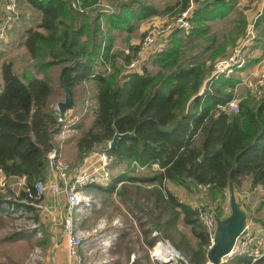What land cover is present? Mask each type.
I'll return each mask as SVG.
<instances>
[{"label":"trees","instance_id":"1","mask_svg":"<svg viewBox=\"0 0 264 264\" xmlns=\"http://www.w3.org/2000/svg\"><path fill=\"white\" fill-rule=\"evenodd\" d=\"M27 1L39 12V22L24 30L22 45L43 75L29 68L18 71L11 61L1 62L0 174L5 182L21 176L24 180L17 193L9 187L6 193L0 191V200L7 194H16L15 205L17 199L40 200L34 183L45 179L48 153L56 145L54 134L66 120L59 121L53 107L60 99L54 98L51 80L55 77L61 87L59 74L65 66L63 78L75 106L80 109L83 103L74 97L75 86L83 82L94 84L96 99L87 123L83 124L87 113L79 118L68 163H80L95 147H106L115 131L127 133L106 149L107 154L117 162L126 161L131 171L139 168L153 180L165 179L167 200L180 206L199 248L205 249L208 237L194 210L175 200L167 186L186 181L206 188L221 203L230 192L235 194L244 176H250L251 188L264 189V94L248 93L238 100L237 111H230L222 105L232 97L237 79L219 77L210 90L200 93L212 62L231 50L246 22L234 29L236 37L240 35L230 37L233 45L224 53L225 42L214 47L216 36L208 33L206 21L224 16L232 5L229 0H203L191 9L188 31L172 29L163 36L167 45L155 47L147 65L127 69L113 51L115 40L131 49L124 55L128 62L135 50L129 40L137 32L136 20L154 14L159 1L100 0L111 10L98 5L86 14L74 9L71 0ZM81 1L92 5L99 0ZM186 6L187 0H165L162 8L171 14ZM254 15L260 35L264 6ZM198 36L201 40L194 41Z\"/></svg>","mask_w":264,"mask_h":264},{"label":"crops","instance_id":"2","mask_svg":"<svg viewBox=\"0 0 264 264\" xmlns=\"http://www.w3.org/2000/svg\"><path fill=\"white\" fill-rule=\"evenodd\" d=\"M157 1H159V4L156 6L157 11L154 14L141 18L140 20H136L138 22L136 32V34L138 33V39H140L147 28L148 22L146 20L150 19L151 17H153V19L155 18L156 20L163 18L166 15L165 9L162 8L165 0ZM229 1V4L232 5V8L227 14L221 17L215 16L206 21V24L209 25L208 33L215 34L217 40H223L226 38L231 39L230 37L237 38L240 34L236 37L234 29L236 28V30H238V25L240 26L246 22L244 17H231L232 12L237 10V8L241 10V7L239 6V0ZM3 3L4 0H0V14L3 11ZM247 5L250 7L247 9L248 11H253V9H255L256 13V11H261L262 7L264 6V0H248ZM21 6L26 8L30 6L32 9H35L28 3L27 0H18V7ZM35 16V19L30 20L28 12H26L25 15V12L23 13L21 10H18V17L12 22V26L10 25L11 27L8 29L6 37L8 38V42L12 41V28L21 24V32L16 35L15 39H17L16 42H20L21 51L28 57L29 55L22 45V40L24 37V30L30 26H35L39 22V12H37V15ZM216 22L223 24L221 25L220 29L221 33L217 29L213 28V24ZM224 24H227L225 30H223ZM256 29H258L259 35V28ZM223 31H225V33H222ZM181 34L184 35L183 33ZM262 36H264V33H260L258 38L262 39ZM184 38L186 37L184 36ZM200 40L201 36H198L194 41ZM5 42L6 41L2 42V44H4L0 45V53H5L6 50L11 48V45L8 47L5 46ZM205 42L206 41H203L202 43ZM158 45L160 47H165L167 42L162 39V42ZM200 45L197 48H200ZM214 47H217V45ZM228 47L229 46H227V48ZM210 51L211 49L207 51L208 53H206L209 54ZM119 57L120 56H118V59ZM2 61L10 60H1L0 68ZM263 63L264 61H262V64ZM250 64L240 72L244 73L246 69L250 68V66L255 68L256 66L260 65V59H254L253 57ZM240 74L241 73L234 75L233 78H237L238 80ZM237 83L239 82L237 81ZM242 86L244 85H240L237 88ZM244 87L247 90V87ZM84 113L87 112H84L82 105L81 108L78 109L74 103V106L71 109H68L65 115V121H74L71 126L72 130L62 134L59 129L54 134V139L56 141L55 147L58 148V156L60 157L61 153L60 158L66 163L70 162L69 154L74 150V136L79 132V118ZM66 116H68V118ZM94 156L95 155H93L91 152L89 155L84 157L80 163L76 162L72 164L71 162L68 164L70 167H72L73 171L79 169L81 170L79 166H86L89 162H91V160H93ZM114 159L115 162L118 163L117 158L114 157ZM127 165V162L123 161L122 165L120 164L117 167L113 165V162H111L110 167H113L114 169H112L110 175L100 178L98 181L91 183L86 187L87 192L92 193L94 196H98L100 198L102 201V206L98 209L95 208L92 211L93 213H90L91 215L89 214L87 217H85L82 221V225L85 228L92 229L101 219L105 220V225L94 232V239L87 247L81 248L80 254L85 258L83 259L84 264H165V255L161 254L162 256L158 257L151 254V249L153 247L165 252V246L167 247L170 245L176 250L178 248L177 251L179 253L182 251V246L173 243L175 245L174 246L167 239V237L169 238V236L166 234L167 204L171 203L174 207H179V205L172 203L171 200H167L165 179H163L161 182L158 180H153L151 177L140 175L137 174V172L131 171L130 167ZM153 167H156V164H153ZM138 170L143 169L138 168ZM51 178L52 175L48 167L45 179L48 180ZM249 182L250 176L242 177L239 187L235 190V196L237 201H242L243 199L245 200V206H243V209L247 213L248 217L254 221L253 226H255L257 230H264V189L258 186L251 188ZM171 193L173 194L174 198L177 197L175 196V192ZM176 199L179 202L182 201L178 197L175 198V200ZM65 201V196L63 194H52L50 191H47L40 199V203L46 208H44V211H42L43 218L41 219L43 222V235L41 236L42 239L40 242H42V245L44 244L47 247L42 264H48L47 257L49 254V249L55 243L57 244L55 251L56 264L67 263L65 240L62 235V219L64 215ZM191 234L195 238V241L193 242V245L190 244L188 248L191 250L194 249L193 252H195L196 255L195 257L191 258V262L184 260L183 262L179 261L176 264H211L207 259V251L211 245V240L209 239L208 235L206 234L208 237V248L200 249L197 236H195L192 232ZM157 240H162V242H164L166 245H156ZM219 264H264V255L256 259H251L250 256H234L227 259H222Z\"/></svg>","mask_w":264,"mask_h":264},{"label":"built area","instance_id":"3","mask_svg":"<svg viewBox=\"0 0 264 264\" xmlns=\"http://www.w3.org/2000/svg\"><path fill=\"white\" fill-rule=\"evenodd\" d=\"M201 1L203 0H187V6L184 9L175 12L172 16L171 14H168L171 17L165 19L162 23H159L160 25H150L140 38L138 43L139 48L136 54L126 63L125 67L127 69L142 68L145 63V55L149 53L147 50L155 43L157 36H164L174 28H178L182 32L188 31L191 27V21L189 19L191 9ZM98 5H101L103 9L107 8L111 10L110 5L100 2V0L92 5H83L81 0H71V6L85 14L89 13ZM97 8H99V6ZM17 17L18 0H4L3 11L0 14V43L7 37L8 29ZM255 18L256 15H254L250 21L248 20L243 33L231 50L212 62L211 71L206 76L200 93L204 90H210L211 83L219 77L233 78L234 75L242 73L240 71L251 63L253 58L251 46L256 39ZM157 46L159 45H156L155 47ZM262 61H264V58L260 60V65L255 68L250 66L242 76H240L241 74L239 75L238 79V81L246 86L250 93L255 96L264 94V67L261 65ZM234 92L235 91H233L232 97L222 105V108L229 109L230 111H237L238 99L234 95ZM85 110L86 106L84 107V111ZM59 121L63 120L59 119ZM73 123L74 121L72 120L64 121L60 128V132L63 134L71 131ZM108 147L107 144L106 147L100 149L101 151L93 152V155H95L93 160H91L86 166L80 167L81 170L74 171L68 163L62 161L58 156V148L54 147L48 153V167L52 178L48 180H38L34 183L36 197H40V199L47 191H50L52 194L60 193L65 196L66 201L62 219V235L65 240L67 253L66 264H84L83 257L80 254L81 248L87 247L94 239V232L105 225V220L101 219L97 222L94 228L84 229L82 227V221L98 204L92 195L86 191V187L104 177L101 176L102 172L105 173L104 170H106L109 160L112 159V157L106 152ZM20 179L23 182L24 177L21 176ZM18 200L19 204L17 207H14V203H10L13 207H8L9 212L13 215H19L23 212L22 208L25 206L41 205L45 208V206L40 203V200ZM238 202L242 208L245 206L244 199ZM195 208L198 220L201 222L209 239L212 240L218 218L215 204L197 203ZM40 223L41 222H38V220L37 223L33 222L31 228H37L36 233L39 236H42L43 226ZM253 224L254 221L249 218L246 213L244 230L236 237L231 250L224 255L221 260L234 256H250L251 259H256L264 255V230H257ZM156 245L162 246L166 244L162 242V240H157ZM169 247L175 250L176 253L174 255H166L164 258V260H166L165 264H176L179 262L177 261V258L181 255L175 248L170 245ZM163 252V250H159L155 247L151 249V254L158 257H161V254H166Z\"/></svg>","mask_w":264,"mask_h":264},{"label":"rangeland","instance_id":"4","mask_svg":"<svg viewBox=\"0 0 264 264\" xmlns=\"http://www.w3.org/2000/svg\"><path fill=\"white\" fill-rule=\"evenodd\" d=\"M247 2H248V0H239V6L241 7V10H239L237 8V10H234L231 14L232 15L231 17H242V18L244 17L246 24H247V20L249 19V21H250L252 19V16L255 13V9H253V11L247 10L248 8H250L249 5H247ZM18 10H21L23 13L25 12V15H26V12H28V15L30 16V20L35 19L36 18L35 15H37V12H38L36 9H32L30 6H28L27 8L24 6H21V7H18ZM169 13H171V11ZM174 13L175 12L172 11L171 16L174 15ZM171 16H169L168 13H166L165 17L160 18L161 20L160 19L155 20V18L153 19V17H151L150 19L146 20L148 22L147 28L152 24L162 23L165 19H167ZM20 23H22V22H20ZM144 24H146V23H144ZM246 24L244 26V29L246 27ZM221 25H223V24H220V22H216L213 24V28L217 29L220 32ZM20 26H21V24L12 28L13 29L12 41L8 42L7 41L8 38H5L2 41V42L6 41L5 46L8 47L11 45V48H9V50H6L5 53H0V61L1 60H10L13 63L14 69L19 71L22 68H29L33 71V73L35 75L41 76V75H43V73H41L40 71L37 70V68L34 65L33 59H31L26 54H24L21 51L20 42L19 43L16 42V40H17V39H15L16 35L21 32ZM226 27H227V24H224L223 30H225ZM222 33H225V31H223ZM137 34H135L133 36L134 39L132 37L129 40L130 43L134 44L133 46L135 47V50H133V53H132L133 56L137 52L136 45H138V43L140 41V39L137 38L138 37ZM255 35L256 36L258 35V29H256ZM123 37H125V34L123 35ZM263 37L264 36H262V39H260L257 36V38L255 39L254 43L251 46V53H252V56L254 57V59H258V60L260 59L261 60V58H264V38ZM162 39H163V36H157L155 39V43L150 47V49L147 50V52H149V53L147 55H145L146 56V58H145L146 65L148 64V62L151 58L150 55L155 52V46L160 44L162 42ZM2 42L0 43V45L2 44ZM218 42H225V45H224L225 50L223 51L224 53L230 48V45H233V43L231 42V39H227V38L223 39V40H217L216 39L215 45ZM227 46H229V47L227 48ZM113 51H115V53L118 54V56H120L119 59L121 60V65L126 66L127 62L124 59V55L131 52V49L128 47L127 43L121 41L120 39H116L115 44L113 46ZM207 53H203L204 56H206ZM261 65H263V67H264V63ZM242 75H243V73H241L240 76H242ZM51 81H52V84H53V87L55 90L54 98L55 99L59 98L60 100H62L63 99L62 88L58 85L55 77H52ZM0 83H1V78H0ZM240 85H243V84L240 82L239 83L236 82L234 87H233V89H234L233 91H235V96L237 97L238 100L241 97L242 98L246 97V95L248 93L250 95H252L250 93V91L248 90V88L246 90V88L244 86L237 88ZM94 93H95L94 84L90 81H88V82L86 81V82H83V83L75 86L74 97L78 98V100H80V101L83 99L82 108H84L86 106V110L84 112H87V115H86V119L83 121V124L87 123L89 116H90L89 113H92L91 109L95 106ZM56 103L57 102L53 103V107L55 108L56 112L58 113V110L56 108ZM101 148H102V146L95 147V149H94V151H92V153L95 151H101L100 150ZM113 159H114V157H112V159L109 160L107 168H106V170H104L105 173L102 172L101 176L105 177V176L110 175V172L112 171V169H114L113 167H110L111 162H113V165H115L117 167L120 164L122 165V163H120V162L116 163L115 159L114 160ZM79 167H83V166H79ZM145 173L146 172H144L142 170H139L137 172V174H140V175H144ZM21 183H22V180L20 178H17V177L9 178L8 181L5 182L4 177L2 176V174H0V191L2 193H6L7 187L13 189L17 193ZM167 187H169L171 192H175L176 193L175 196H177L179 199H181L182 202H185L187 205L190 206L191 209L194 210V217L195 218L197 217L196 208H195V205L197 203H203V204H212L213 203V204H215L216 205V211H217L216 214L221 215V216H219L220 218L226 216L230 211V206H229V202H228L229 194L227 196V200H225L221 203L219 200L212 199L208 194L209 192L206 191V188H203V187L196 188L194 185L187 183L186 181L185 182H177V183L176 182H173V183L170 182L169 186H167ZM90 194L98 203L96 208L97 209L100 208L102 206V201L100 200V198L98 196H94V194H92V193H90ZM14 197H16V194L15 195L7 194L5 199L0 200V264H41L43 258L45 257L47 247H46V245H44V244L42 245L40 243L42 237L36 233L37 228H31V224L33 222L37 223V220H38V222H41L40 224L43 223L41 221V219L43 218V212L42 211H44V208L41 205L31 206V207L25 206L22 208L23 212H21L19 215H13L12 213L9 212L8 207H13L10 203L15 204L16 201L12 200V198H14ZM177 197H175V198H177ZM18 201L19 200L17 199V202ZM17 206L18 205H14V207H17ZM180 210H181L180 206L174 207L171 203L167 204L166 221H169L173 218L172 221H169L166 224V234H167V236H169V238L167 237V239L172 244L175 243L179 246H182V248H181L182 251L179 250L181 256H179L177 258V261L183 262L184 260H187L188 262H191L190 261L191 258L195 257L196 253L193 252L194 249L191 250L188 247L190 246V244L193 245L195 238L191 234L190 225L187 224L183 220L182 213H180ZM177 211H179L180 214H177ZM173 212L176 213V216L173 215L174 214ZM35 218H37V219H35ZM196 222H197V224H199V226L205 232V229L201 225V222L198 220V218H196ZM82 227H83V225H82ZM83 228L88 229L85 227H83ZM205 247L208 248V244L205 245ZM177 250H178V248H177ZM83 259H85V258L83 257ZM83 262H84V260H83Z\"/></svg>","mask_w":264,"mask_h":264},{"label":"water","instance_id":"5","mask_svg":"<svg viewBox=\"0 0 264 264\" xmlns=\"http://www.w3.org/2000/svg\"><path fill=\"white\" fill-rule=\"evenodd\" d=\"M70 63L69 66H72ZM59 74V81L64 92V97L62 100L57 101L56 108L58 110V115L60 120L65 119L66 111L74 106V99L72 96L71 89L65 83L63 78V69ZM127 133H122L115 131L112 138L108 141L109 147H114L117 141ZM229 213L222 217L217 218L216 228L211 240V245L207 251V259L211 264H219L221 258L226 255L232 248L236 237L244 230L246 222V212L241 207L240 203L237 201L236 196L233 192H230L229 197ZM56 247L55 243L49 249L48 254V264H56ZM166 262V260H165Z\"/></svg>","mask_w":264,"mask_h":264},{"label":"bare ground","instance_id":"6","mask_svg":"<svg viewBox=\"0 0 264 264\" xmlns=\"http://www.w3.org/2000/svg\"><path fill=\"white\" fill-rule=\"evenodd\" d=\"M164 250H165V253H166L165 256L166 255H174L176 253L175 250L171 249L169 246H167V247L165 246Z\"/></svg>","mask_w":264,"mask_h":264}]
</instances>
